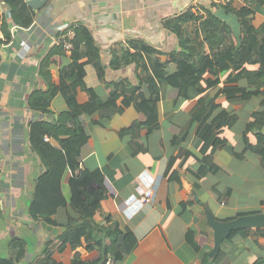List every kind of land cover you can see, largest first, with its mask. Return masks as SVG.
I'll use <instances>...</instances> for the list:
<instances>
[{
	"label": "crops",
	"instance_id": "crops-1",
	"mask_svg": "<svg viewBox=\"0 0 264 264\" xmlns=\"http://www.w3.org/2000/svg\"><path fill=\"white\" fill-rule=\"evenodd\" d=\"M24 2L33 11L27 27L14 24L6 2L0 0V258H10L15 264H39L38 254L47 240L62 233L73 201L65 180L66 155L59 140L74 133L75 126L67 122L44 135L45 160L31 149L28 139L32 121L59 125L60 112L74 107L66 103L60 90L59 75L70 58L55 46L56 36L72 24L87 26L100 54L102 77L83 57V81L102 99L108 95L104 81L120 78L140 82L149 96L157 84L152 73L142 75L133 63L112 68L109 60L114 45L141 48L143 42L159 50L153 54L165 62L169 51L179 49L184 34L173 32L164 22L183 13L189 18L212 14L226 22L234 35L239 32L238 11L242 8L248 10L254 27L264 22V0H232L226 5L209 0ZM198 22L189 19L184 25L186 33L191 34ZM166 63L173 71L174 66ZM245 66L254 70L259 62ZM238 82L252 91L240 108L229 105L223 93H216V87H208L202 94L190 89L186 98L178 99L175 87L160 84L159 126L149 134L144 129L138 136L126 132L140 120L132 105L97 122L83 115L77 174L100 170L106 193L83 218L104 222L109 217L107 224L117 222L128 228L134 240L129 247L131 243H124L128 239L120 237L124 257L113 264H202L203 256L212 258L220 249V264H264L263 226L230 230L219 250L210 255L215 241L210 219L226 222L264 213V159L248 147L255 142V135L245 130L263 95L249 86L247 78ZM36 90H50L47 111L30 106L29 97ZM204 94L207 100L211 98L237 115V120L220 133L226 145L213 152L210 148L202 151L203 141L189 122L190 109ZM204 158L207 164L202 163ZM144 196L149 200L142 199ZM48 210L55 211L56 224L48 217H32ZM242 229L247 232L241 233ZM12 238L25 241L21 254L19 245L10 244ZM80 238V245L60 254L62 259L77 255L88 264H100L99 246Z\"/></svg>",
	"mask_w": 264,
	"mask_h": 264
},
{
	"label": "trees",
	"instance_id": "trees-1",
	"mask_svg": "<svg viewBox=\"0 0 264 264\" xmlns=\"http://www.w3.org/2000/svg\"><path fill=\"white\" fill-rule=\"evenodd\" d=\"M8 6L10 19L14 24L27 27L32 23L33 11L24 0H4ZM2 17L0 16V19ZM3 19V18H2ZM199 21L192 33H186L184 25L188 20ZM239 32L232 34L226 22L212 14L205 17L187 16V13L164 22L175 33H183L179 49L167 53L166 61L174 66L173 71L166 68V61H162L153 53L159 50L141 44V48H132L131 45L116 44L111 49L109 64L112 68H120L133 63L135 69L142 75L150 71L156 79L153 90L146 96L142 84L131 83L127 78H120L110 82L104 81L108 95L102 99L91 87L83 81V62L86 58L94 64L102 77V62L94 38L84 24H72L75 36L71 40L72 47L66 51L70 62L59 75L60 90L64 94L67 104L74 107L60 112L59 125H47L42 120H34L29 125L28 139L30 147L41 160H45L47 151L43 145L44 135L63 127L65 123L75 126V132L60 138V146L64 149L68 170L65 180L73 201L69 204L70 218L62 224L63 231L58 237L46 241L44 248L37 256L39 264H88L80 260L77 255L72 258H63L64 252H70L81 243V236L86 242L99 246L101 261L105 263L109 258L113 263L124 257L121 250L120 237L127 238L124 243L132 247L134 241L129 235L128 228H121L117 222L107 224L97 222L92 217L83 218L92 213L98 200L105 197L102 173L98 169L84 171L77 174L79 168V152L82 145L80 136L83 115L87 114L94 122L102 117H111L121 112L125 107L132 105L139 113L140 120L126 128V132L135 136L144 129L149 134L159 126L158 100L160 98V84H169L178 90V99L186 98L190 89L201 93L208 87H216V93H223L229 105L242 107L252 91L244 89L238 79L245 77L248 84L255 91L263 95L260 107L252 112V120L246 124L245 130L253 132L255 142L247 144L264 159V22L254 27L248 16V10L238 11ZM57 48L61 47L55 44ZM206 47V48H205ZM259 62V66L250 70L245 65ZM225 78L221 81V77ZM222 85L219 86V83ZM159 83V84H158ZM50 90L34 91L29 97L30 106L36 110L47 111L50 102ZM207 95H200L190 109V125H195V134L202 139V151L208 148L213 152L225 146L227 140L220 135L224 127L231 126L237 115L233 110L223 107ZM144 126H143V125ZM206 163V158L202 163ZM207 164V163H206ZM55 211H41L33 213L35 219L51 218L54 220ZM241 233L247 232L240 230ZM191 235V234H190ZM189 235V236H190ZM193 239V238H192ZM125 240V239H124ZM25 241L21 238H12L10 244L19 245L20 254ZM195 243V242H194ZM66 254V253H65ZM223 250L212 258L203 256L202 264H220ZM66 257V256H64ZM0 264H15L10 258H0Z\"/></svg>",
	"mask_w": 264,
	"mask_h": 264
},
{
	"label": "water",
	"instance_id": "water-1",
	"mask_svg": "<svg viewBox=\"0 0 264 264\" xmlns=\"http://www.w3.org/2000/svg\"><path fill=\"white\" fill-rule=\"evenodd\" d=\"M209 224L214 229L215 241L210 255L219 250L222 238L232 229L243 227H264V213L248 214L239 216L233 220L226 222H217L213 219L209 220Z\"/></svg>",
	"mask_w": 264,
	"mask_h": 264
},
{
	"label": "built area",
	"instance_id": "built-area-1",
	"mask_svg": "<svg viewBox=\"0 0 264 264\" xmlns=\"http://www.w3.org/2000/svg\"><path fill=\"white\" fill-rule=\"evenodd\" d=\"M209 1L215 5H226L230 3L232 0H209ZM74 36H75L74 27L68 26L56 36L54 40V44L61 46L63 50L68 51L72 47L71 40L73 39ZM0 38H3L1 21H0ZM47 139L48 138L45 136V140ZM142 199L149 200V196H144ZM105 264H113V259L109 258L105 262Z\"/></svg>",
	"mask_w": 264,
	"mask_h": 264
}]
</instances>
